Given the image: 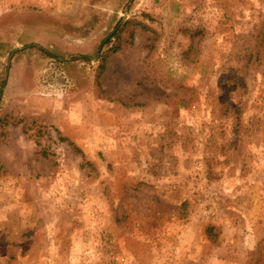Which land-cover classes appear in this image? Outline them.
I'll return each mask as SVG.
<instances>
[{
    "label": "rangeland",
    "instance_id": "374dc122",
    "mask_svg": "<svg viewBox=\"0 0 264 264\" xmlns=\"http://www.w3.org/2000/svg\"><path fill=\"white\" fill-rule=\"evenodd\" d=\"M263 238L264 0H0V264Z\"/></svg>",
    "mask_w": 264,
    "mask_h": 264
},
{
    "label": "trees",
    "instance_id": "16d2710c",
    "mask_svg": "<svg viewBox=\"0 0 264 264\" xmlns=\"http://www.w3.org/2000/svg\"><path fill=\"white\" fill-rule=\"evenodd\" d=\"M102 62H104V59H102ZM263 254H264V238L258 243L257 247L252 252H250L249 254L250 259L248 260L247 264H264Z\"/></svg>",
    "mask_w": 264,
    "mask_h": 264
}]
</instances>
